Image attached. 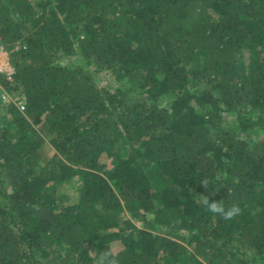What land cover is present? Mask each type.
Returning <instances> with one entry per match:
<instances>
[{"label":"trees","instance_id":"trees-1","mask_svg":"<svg viewBox=\"0 0 264 264\" xmlns=\"http://www.w3.org/2000/svg\"><path fill=\"white\" fill-rule=\"evenodd\" d=\"M0 41V264H264V0H0Z\"/></svg>","mask_w":264,"mask_h":264},{"label":"clouds","instance_id":"clouds-1","mask_svg":"<svg viewBox=\"0 0 264 264\" xmlns=\"http://www.w3.org/2000/svg\"><path fill=\"white\" fill-rule=\"evenodd\" d=\"M201 184L205 189L208 188L207 181H201ZM199 197L198 203L202 205L209 213L218 215L225 221L232 220L241 214L242 209L238 204H231L230 206H225V204L220 201L210 200L209 196L197 195ZM95 264H119L118 253L112 248L106 247L105 250L100 251L95 258Z\"/></svg>","mask_w":264,"mask_h":264},{"label":"built area","instance_id":"built-area-1","mask_svg":"<svg viewBox=\"0 0 264 264\" xmlns=\"http://www.w3.org/2000/svg\"><path fill=\"white\" fill-rule=\"evenodd\" d=\"M13 74H14V67L12 66L10 61L9 51L0 41V98L3 103L11 102V97L7 93L3 82L12 81ZM16 106L21 112L25 110V106L21 101H17Z\"/></svg>","mask_w":264,"mask_h":264},{"label":"rangeland","instance_id":"rangeland-1","mask_svg":"<svg viewBox=\"0 0 264 264\" xmlns=\"http://www.w3.org/2000/svg\"><path fill=\"white\" fill-rule=\"evenodd\" d=\"M108 80H109V77H107V76H102V78H99V79H97V82H98V84L99 85H108L109 87H110V89H112L111 88V86L110 85H113V83H115V81H109L110 83H108ZM112 83V84H111ZM225 117H226V121H230V120H232V115H225ZM253 139H255V138H260L261 137V135H252L251 136ZM47 151V150H46ZM48 153H49V151H47ZM47 152H45V156L43 157V162H41L42 164L41 165H43L45 162H44V160L45 159H48V157H50V155L47 153ZM100 160L102 161V162H106V157H104V156H102L101 158H100ZM56 189H59L60 191H61V193L62 194H64L68 199H70V200H72V199H75L76 198V194H75V191H76V189L78 188V186H79V183L78 182H76L75 180H73L72 182H70V183H68V184H59V183H57V184H52ZM51 185V186H52ZM140 225H141V223H140ZM111 248L115 251V252H118L120 249H121V245L119 244V242H115V243H113L112 245H111ZM257 263L258 264H260V260H257Z\"/></svg>","mask_w":264,"mask_h":264}]
</instances>
